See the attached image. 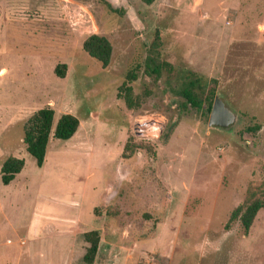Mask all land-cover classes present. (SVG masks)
<instances>
[{"label":"rangeland","instance_id":"obj_1","mask_svg":"<svg viewBox=\"0 0 264 264\" xmlns=\"http://www.w3.org/2000/svg\"><path fill=\"white\" fill-rule=\"evenodd\" d=\"M105 1L118 12L98 0H0V166L24 159L0 179V264L58 254L51 225L34 233L43 209L44 221L73 219L72 264H264V208L248 232L238 220L224 228L237 205L264 200V0ZM93 33L112 44L105 68L82 49ZM197 77L200 106L184 105ZM211 89L236 114L227 129L208 126ZM46 106L80 122L49 140L38 167L23 126Z\"/></svg>","mask_w":264,"mask_h":264},{"label":"trees","instance_id":"obj_2","mask_svg":"<svg viewBox=\"0 0 264 264\" xmlns=\"http://www.w3.org/2000/svg\"><path fill=\"white\" fill-rule=\"evenodd\" d=\"M105 3L112 12H118L117 9L109 5L105 0H98ZM143 3L149 5L155 0H141ZM160 42L158 32H155V40L152 43V47L156 48V44ZM82 49L87 53L88 56L98 61L102 67H107L112 57V44L109 39L104 35L96 33L88 35L83 43ZM153 60L149 59L147 62V68L151 73H158L159 66L155 65L152 67L150 62ZM66 64L59 63L54 68V73L59 77L63 78L65 75ZM136 79V72L130 70L126 74V81L123 82L124 89L130 90L131 86L127 85L128 82H132ZM200 77L194 80H189L186 88L182 90V96L184 97V105L200 106V99L198 93L194 90V87L202 88L200 84ZM197 84V85H196ZM214 95L211 89L205 100L207 101V110H211L212 96ZM200 97V96H199ZM128 105L131 107L130 102L126 100ZM53 108L46 106L35 111L24 123L23 126V144L27 153L32 156L38 167H41L45 160L46 149L48 142L51 138L67 140L71 138L79 127V118L70 113H62L55 121ZM127 149V144L124 146V150ZM24 159L19 157L10 156L6 158L0 166V179L4 185L9 184L15 176L23 169ZM264 208V200L255 199L251 202H244L237 205L230 213L227 223L224 228L228 230L230 224L233 221L238 220L243 227L245 233L248 232L257 212ZM85 240L89 243L86 253L83 259L87 263H91L94 260L99 244V234L97 230H92L84 233Z\"/></svg>","mask_w":264,"mask_h":264},{"label":"crops","instance_id":"obj_3","mask_svg":"<svg viewBox=\"0 0 264 264\" xmlns=\"http://www.w3.org/2000/svg\"><path fill=\"white\" fill-rule=\"evenodd\" d=\"M72 138V137H71ZM39 210V209H38ZM44 210V209H43ZM43 210L39 211V213H37V222H38V227L34 230V233L37 232V234L39 235L41 230H42V226L43 229L45 226H49L51 225L53 227V229H47V232L51 235L52 239L54 240V242H58L60 248L58 250V254L55 253V249H50L48 251H41L42 252V257L46 258L47 255L51 256L48 257L50 259V261H45L43 262V264H56V260L54 259L55 257H59V264H63L67 259V263L66 264H72V253H73V249L71 247V241H73V233H77L76 230L73 232V219L70 220H61V221H52V222H47L44 221V218L42 216L43 214ZM36 234V235H37ZM56 239V240H55ZM67 242V240L69 241V246L64 244L65 241ZM22 244H24V241H21ZM68 246V247H67ZM30 250L28 251V254H30ZM5 252L4 254H2L3 256H6ZM62 254L66 257L65 260L62 263V259L61 256ZM52 259V260H51Z\"/></svg>","mask_w":264,"mask_h":264},{"label":"water","instance_id":"obj_4","mask_svg":"<svg viewBox=\"0 0 264 264\" xmlns=\"http://www.w3.org/2000/svg\"><path fill=\"white\" fill-rule=\"evenodd\" d=\"M235 121V112L224 103L219 95H215L211 105L208 126L227 129Z\"/></svg>","mask_w":264,"mask_h":264},{"label":"built area","instance_id":"obj_5","mask_svg":"<svg viewBox=\"0 0 264 264\" xmlns=\"http://www.w3.org/2000/svg\"><path fill=\"white\" fill-rule=\"evenodd\" d=\"M144 264H151V263H149V262H145Z\"/></svg>","mask_w":264,"mask_h":264}]
</instances>
